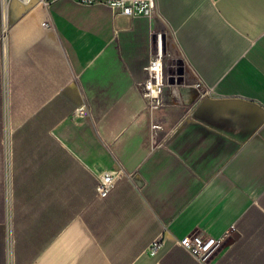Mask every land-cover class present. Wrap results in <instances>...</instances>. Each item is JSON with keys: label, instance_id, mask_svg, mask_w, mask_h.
<instances>
[{"label": "crops", "instance_id": "crops-1", "mask_svg": "<svg viewBox=\"0 0 264 264\" xmlns=\"http://www.w3.org/2000/svg\"><path fill=\"white\" fill-rule=\"evenodd\" d=\"M26 1L0 0V264H264V0H156L150 17ZM196 232L224 236L206 263L178 243Z\"/></svg>", "mask_w": 264, "mask_h": 264}, {"label": "built area", "instance_id": "built-area-1", "mask_svg": "<svg viewBox=\"0 0 264 264\" xmlns=\"http://www.w3.org/2000/svg\"><path fill=\"white\" fill-rule=\"evenodd\" d=\"M27 0L25 3H27ZM78 3H102L115 9L121 13L130 16L142 15L150 17L155 10L156 0H74ZM48 18L41 21L42 26H49ZM5 24L2 22L0 31V48L4 50ZM163 32L160 30H153L150 32L151 54L147 63L143 67L144 79L140 83L141 94L144 98L152 99V106L159 102V95L164 86V63H163ZM196 87L200 86L198 81L194 82ZM86 110L83 106H78L73 109V115H83ZM119 171L101 170L98 173L95 184V194L97 197H103L110 189L115 176ZM224 240V236L213 237L205 233H190L183 235L178 243L185 248L188 253L201 263H206L210 256L219 248ZM160 245L159 240H155L150 252L154 253Z\"/></svg>", "mask_w": 264, "mask_h": 264}, {"label": "water", "instance_id": "water-1", "mask_svg": "<svg viewBox=\"0 0 264 264\" xmlns=\"http://www.w3.org/2000/svg\"><path fill=\"white\" fill-rule=\"evenodd\" d=\"M133 179L135 180L136 183H140V179L138 178V175L137 174H135L133 176Z\"/></svg>", "mask_w": 264, "mask_h": 264}, {"label": "bare ground", "instance_id": "bare-ground-1", "mask_svg": "<svg viewBox=\"0 0 264 264\" xmlns=\"http://www.w3.org/2000/svg\"><path fill=\"white\" fill-rule=\"evenodd\" d=\"M3 24H5V21H3ZM6 38V37H5Z\"/></svg>", "mask_w": 264, "mask_h": 264}]
</instances>
